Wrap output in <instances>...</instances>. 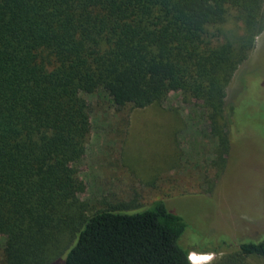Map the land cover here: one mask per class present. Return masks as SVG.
<instances>
[{"label":"trees","instance_id":"obj_1","mask_svg":"<svg viewBox=\"0 0 264 264\" xmlns=\"http://www.w3.org/2000/svg\"><path fill=\"white\" fill-rule=\"evenodd\" d=\"M263 30L264 0H0L4 264L264 259V237L189 247L185 220L164 201L86 213L77 170L90 132L82 94L97 91L117 108H145L179 90L200 103L218 145L227 141L226 89Z\"/></svg>","mask_w":264,"mask_h":264},{"label":"rangeland","instance_id":"obj_2","mask_svg":"<svg viewBox=\"0 0 264 264\" xmlns=\"http://www.w3.org/2000/svg\"><path fill=\"white\" fill-rule=\"evenodd\" d=\"M82 97L90 132L77 170L86 213L138 210L160 200L183 217L184 241L193 249H227L237 240L264 237V30L226 89L227 141L220 145L200 103L184 101L179 90L145 108H117L101 91ZM191 254L198 264L225 256ZM246 264L264 259L249 258Z\"/></svg>","mask_w":264,"mask_h":264},{"label":"bare ground","instance_id":"obj_3","mask_svg":"<svg viewBox=\"0 0 264 264\" xmlns=\"http://www.w3.org/2000/svg\"><path fill=\"white\" fill-rule=\"evenodd\" d=\"M194 256H196V255L195 254H190L189 260L191 261V263L198 264V259L197 258H193Z\"/></svg>","mask_w":264,"mask_h":264}]
</instances>
